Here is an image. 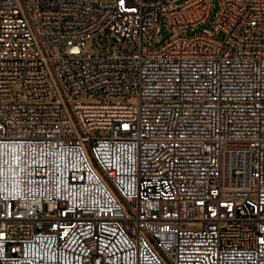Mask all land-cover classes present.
Returning <instances> with one entry per match:
<instances>
[{
    "label": "built area",
    "instance_id": "2783aa9c",
    "mask_svg": "<svg viewBox=\"0 0 264 264\" xmlns=\"http://www.w3.org/2000/svg\"><path fill=\"white\" fill-rule=\"evenodd\" d=\"M215 1L0 0V264H264V0Z\"/></svg>",
    "mask_w": 264,
    "mask_h": 264
},
{
    "label": "rangeland",
    "instance_id": "374dc122",
    "mask_svg": "<svg viewBox=\"0 0 264 264\" xmlns=\"http://www.w3.org/2000/svg\"><path fill=\"white\" fill-rule=\"evenodd\" d=\"M181 1H183V0H180V2ZM218 8H219V2H218V0H216L214 3V8L212 10V15H211L209 23L200 25L199 27L195 28L194 31L189 30V34H193L195 32L202 31L203 29H211V25L214 23V16H215ZM172 34H173V32L167 30V28L163 25L161 32L157 34V37L159 38V42L157 43V45H160L163 41L168 39ZM87 50L90 51V46H87ZM52 54L55 56H58L60 54L59 47L54 48L52 50ZM0 100H1V98H0ZM2 100L5 103H15V102L26 101V99H21V98L17 97L16 89L14 91V96L12 98H3ZM112 101H115V100H93V99L84 100V102H90V103H93V102H112ZM109 134H110L109 130H103V129L97 130L96 132L92 133V135H98V136H107Z\"/></svg>",
    "mask_w": 264,
    "mask_h": 264
}]
</instances>
